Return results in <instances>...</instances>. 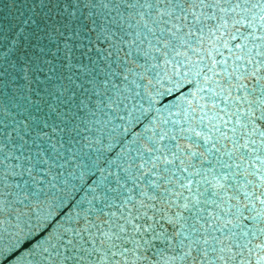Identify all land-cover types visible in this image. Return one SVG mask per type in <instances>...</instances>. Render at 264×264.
Instances as JSON below:
<instances>
[{
    "label": "snow or ice",
    "instance_id": "obj_1",
    "mask_svg": "<svg viewBox=\"0 0 264 264\" xmlns=\"http://www.w3.org/2000/svg\"><path fill=\"white\" fill-rule=\"evenodd\" d=\"M0 264H264V0H5Z\"/></svg>",
    "mask_w": 264,
    "mask_h": 264
},
{
    "label": "water",
    "instance_id": "obj_2",
    "mask_svg": "<svg viewBox=\"0 0 264 264\" xmlns=\"http://www.w3.org/2000/svg\"><path fill=\"white\" fill-rule=\"evenodd\" d=\"M5 2V0H0V5H2ZM9 15V9L7 8H3L2 11H0V20H3L4 23H7V20H5L4 18L7 17ZM2 243H6V241H0V244Z\"/></svg>",
    "mask_w": 264,
    "mask_h": 264
}]
</instances>
